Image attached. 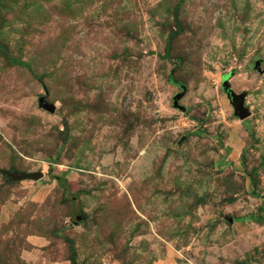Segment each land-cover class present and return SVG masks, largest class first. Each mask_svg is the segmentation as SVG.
I'll list each match as a JSON object with an SVG mask.
<instances>
[{
	"label": "rangeland",
	"instance_id": "rangeland-1",
	"mask_svg": "<svg viewBox=\"0 0 264 264\" xmlns=\"http://www.w3.org/2000/svg\"><path fill=\"white\" fill-rule=\"evenodd\" d=\"M0 264H264V0H0Z\"/></svg>",
	"mask_w": 264,
	"mask_h": 264
},
{
	"label": "water",
	"instance_id": "water-1",
	"mask_svg": "<svg viewBox=\"0 0 264 264\" xmlns=\"http://www.w3.org/2000/svg\"><path fill=\"white\" fill-rule=\"evenodd\" d=\"M259 63H260V59L256 58V60L254 61L253 68L257 69L259 67ZM227 87H228V84L227 86L225 85V88ZM184 94H185V87L183 86V91L177 94L173 99V105L175 107H180L182 110H184V107L181 105H178L177 102L181 97H183ZM228 96L232 98L231 103L235 107V114H237L240 118H245L246 116L249 115V111L247 110V108L243 107V96L242 95H236L232 91H228ZM39 103L41 105H44V107L51 112L55 110L54 104L49 103L47 101L43 102V99H40ZM3 173L12 180H22V179L37 180L43 176L42 172H34V171H27V172H21V173L3 171ZM77 218L79 219L80 217L78 216Z\"/></svg>",
	"mask_w": 264,
	"mask_h": 264
},
{
	"label": "trees",
	"instance_id": "trees-1",
	"mask_svg": "<svg viewBox=\"0 0 264 264\" xmlns=\"http://www.w3.org/2000/svg\"><path fill=\"white\" fill-rule=\"evenodd\" d=\"M167 49H166V56H167ZM169 80L171 81V82H173V83H177L176 81H174L170 76H169Z\"/></svg>",
	"mask_w": 264,
	"mask_h": 264
}]
</instances>
